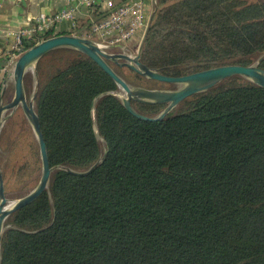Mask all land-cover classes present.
Wrapping results in <instances>:
<instances>
[{
    "label": "trees",
    "instance_id": "16d2710c",
    "mask_svg": "<svg viewBox=\"0 0 264 264\" xmlns=\"http://www.w3.org/2000/svg\"><path fill=\"white\" fill-rule=\"evenodd\" d=\"M57 52L74 57L45 66ZM263 52L264 0H156L140 60L182 75ZM126 69L129 84L155 81ZM37 73L50 166L82 170L106 153L85 175L53 170L8 216L0 264H264V88L232 76L150 121L99 96L118 87L77 50H51ZM131 103L147 115L165 106Z\"/></svg>",
    "mask_w": 264,
    "mask_h": 264
},
{
    "label": "water",
    "instance_id": "95a60500",
    "mask_svg": "<svg viewBox=\"0 0 264 264\" xmlns=\"http://www.w3.org/2000/svg\"><path fill=\"white\" fill-rule=\"evenodd\" d=\"M154 10L155 5L153 6V10L147 20V24L138 45V49L134 54L125 53L122 51L116 52L105 50L89 37L62 33L41 39L34 45L23 50L17 56L13 63L10 76L13 81V95L10 100L3 102V97L9 81L8 78L4 79L3 86L0 91V133L4 122L15 111V109L20 106L36 138L41 170L35 186L24 195L8 203L9 199L5 193L4 179L0 167V247L1 239L5 229L11 226L6 222L8 216L16 209L32 202L42 192L48 190L50 177L53 170L64 169L72 174L85 175L92 171L105 157L106 152L104 151L93 164L82 170H75L64 166H50L39 119L34 109V102L38 90V73L36 65L37 62L51 50L57 48H68L77 50L90 57L114 80L120 91L119 93L105 91L99 96L115 94L120 99L122 105L131 114L143 120L153 121L162 119L167 114L172 112L174 108L185 98L198 92L206 91L219 82L232 76H239L257 86L264 88V68L260 66V62L264 58V52L260 54L254 62L247 65L236 63L220 64L182 75L164 74L156 68L149 67L142 63L140 57L143 43L147 36ZM111 63L117 66H125L150 80L171 83L176 87L169 89L130 85L116 72ZM29 69L32 70L35 81L34 90L31 96L27 99L24 87V78ZM132 101L142 103H163L165 106L156 115H147L137 111L132 106ZM7 110H9V113L5 115L4 113ZM94 130L97 136H99L95 122Z\"/></svg>",
    "mask_w": 264,
    "mask_h": 264
},
{
    "label": "rangeland",
    "instance_id": "374dc122",
    "mask_svg": "<svg viewBox=\"0 0 264 264\" xmlns=\"http://www.w3.org/2000/svg\"><path fill=\"white\" fill-rule=\"evenodd\" d=\"M137 49L138 44L134 45L131 48L130 53L134 54ZM105 50L116 52L121 51L119 49ZM73 57L74 55L69 52H57L48 58L45 63V66L47 65L51 68H54L57 65H63L65 62L71 60ZM112 65L113 67L117 66L115 64ZM126 68L127 67H125L123 71L118 70L116 68L115 69L118 70L120 74L123 73L122 75L132 79V74L129 73ZM8 79L9 81L3 97V102H7L8 100H10L13 95V81L11 77ZM34 81L35 80L33 77L32 70L29 69L24 78V87L27 99L31 96L34 90ZM130 85L169 89L176 87L174 84L171 83H165L156 80L151 82L147 81L146 79H141L134 83L131 82ZM116 92L119 93V89ZM8 113L9 110L5 111L4 114L6 115ZM101 144H103L102 140ZM0 167L4 179L5 193L7 198L9 199L8 203L27 193L35 186L38 181L41 170L38 145L32 128L20 106H18L15 111L9 116V118L4 122L1 129Z\"/></svg>",
    "mask_w": 264,
    "mask_h": 264
},
{
    "label": "crops",
    "instance_id": "0c3cea01",
    "mask_svg": "<svg viewBox=\"0 0 264 264\" xmlns=\"http://www.w3.org/2000/svg\"><path fill=\"white\" fill-rule=\"evenodd\" d=\"M105 1L96 0L94 6H88L77 4L73 0H0V67H5L2 77L7 79L9 76V70L6 69L8 53L13 48L15 34L19 30L27 31L24 40L41 38L49 32L55 35L84 31L93 21L100 19L107 12ZM111 1L119 5L126 0ZM153 1L156 0H143L147 20L153 10ZM68 9L72 11L70 16L54 20L41 30L38 29L43 18ZM144 30H139L138 34L129 41L126 47L128 50L136 44L139 45ZM116 49L119 48H113Z\"/></svg>",
    "mask_w": 264,
    "mask_h": 264
},
{
    "label": "built area",
    "instance_id": "2783aa9c",
    "mask_svg": "<svg viewBox=\"0 0 264 264\" xmlns=\"http://www.w3.org/2000/svg\"><path fill=\"white\" fill-rule=\"evenodd\" d=\"M77 4H87L94 6L96 0H73ZM107 12L98 20L93 21L88 29L76 32L74 34L85 36L93 39L103 49L119 48L122 52L130 53L126 47L129 41L135 37L139 30H143L147 24L145 16V3L143 0H126L116 5L111 0H106ZM156 1H153V6ZM72 14L71 10H61L53 16H47L42 19L38 25V29L52 23L59 18L68 17ZM26 30H19L15 34V42L13 48L8 53V64L6 69L9 70L11 76L12 66L17 56L24 50V37ZM131 54V53H130ZM5 67H0V91L3 86L4 78L2 72ZM6 70V71H7Z\"/></svg>",
    "mask_w": 264,
    "mask_h": 264
}]
</instances>
